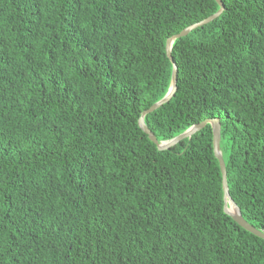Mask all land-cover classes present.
Instances as JSON below:
<instances>
[{
	"label": "trees",
	"instance_id": "1",
	"mask_svg": "<svg viewBox=\"0 0 264 264\" xmlns=\"http://www.w3.org/2000/svg\"><path fill=\"white\" fill-rule=\"evenodd\" d=\"M172 43L157 142L217 118L228 193L264 232V0ZM214 0H0V264H264L223 211L212 133L159 151L165 41Z\"/></svg>",
	"mask_w": 264,
	"mask_h": 264
},
{
	"label": "water",
	"instance_id": "2",
	"mask_svg": "<svg viewBox=\"0 0 264 264\" xmlns=\"http://www.w3.org/2000/svg\"><path fill=\"white\" fill-rule=\"evenodd\" d=\"M214 1L219 7L217 12H215L214 14L210 15L209 17L199 21L198 23H195V24L183 29L178 34L168 38L165 41V55L171 64L170 83H169L168 89H167L165 95L158 102L152 104L148 109L141 112L140 117L137 121V124H138V127L141 129V131L147 136L148 140L150 142H152L156 146L157 150H159V151L168 150L171 147H174L176 144H178L179 142H181L185 139L189 140L195 133H197L205 125H209V127L211 129V133H212V151H213V155H214V157L218 163V167H219V171H220V175H221V187H222V192H223V211L235 223H237L242 229H244L248 233L264 240V232L253 228L252 226H250L249 224H247L243 220L238 207L236 206V204L233 202V200L229 196L228 188H227V181H226L225 165H224V161H223L220 149H219L220 126H219V121L217 118L206 119V120H204L198 124H194V125L190 126L189 128H187L186 130H184L178 136H176L170 140L161 141V142H157L154 135L150 132V130L147 128V126L144 123V116L145 115L152 113L153 111H155L156 109H158L162 105L168 103L176 92V65L174 64L172 56H171V47H172L173 41L176 39L185 37L191 31H193L197 28H200V27L212 22L216 18H218L219 15L221 14L222 10H223V6H222L220 0H214ZM227 203L231 204L232 207H234V209H235L234 213L228 212V210L226 209Z\"/></svg>",
	"mask_w": 264,
	"mask_h": 264
},
{
	"label": "bare ground",
	"instance_id": "3",
	"mask_svg": "<svg viewBox=\"0 0 264 264\" xmlns=\"http://www.w3.org/2000/svg\"><path fill=\"white\" fill-rule=\"evenodd\" d=\"M226 209L228 210L229 213H234L235 212L234 207H232V205L229 204V203L226 204Z\"/></svg>",
	"mask_w": 264,
	"mask_h": 264
}]
</instances>
